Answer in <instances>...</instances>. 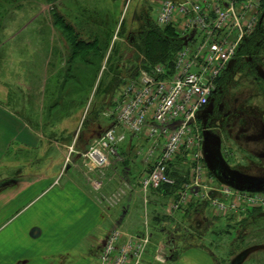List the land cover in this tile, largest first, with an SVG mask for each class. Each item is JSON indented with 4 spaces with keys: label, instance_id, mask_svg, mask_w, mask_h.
Wrapping results in <instances>:
<instances>
[{
    "label": "rangeland",
    "instance_id": "obj_1",
    "mask_svg": "<svg viewBox=\"0 0 264 264\" xmlns=\"http://www.w3.org/2000/svg\"><path fill=\"white\" fill-rule=\"evenodd\" d=\"M159 1L162 0H0V94L14 97L11 102L16 112L21 113L33 129L46 138L41 151L24 155L31 159L30 165L26 163L27 160L22 165L19 164L22 161L16 162L19 164L15 167L16 172L37 177L43 172L56 174L65 169L69 174L71 169L66 170L67 162L63 161V155L68 150L55 144L56 137L62 142L57 141L58 144L71 146L78 132L79 148L89 150L97 138L95 132H98L100 125L104 129L115 125L116 118L112 113L116 110V100L124 86L137 77L136 61L142 57L138 51L143 43L142 33L158 28L156 15ZM81 3L88 8L86 16L97 20L94 29L101 37L100 44L108 45L111 39L110 49L104 58L99 51L92 50L85 54L72 55L70 52L68 57L65 55L59 62L57 53L50 52L52 45L59 38L72 51L73 38L61 27L55 29L52 23L57 14L62 20L65 18L68 23L78 25V20H74L70 11L72 6H82ZM123 22L125 28L121 30ZM83 23L85 17L80 21V24ZM170 29L180 36L181 31L178 28ZM246 42L243 51L230 63L205 117L201 118L204 139L202 162L210 180L209 186L218 192H210L213 197L222 195L224 188L235 189L218 177L217 163H222L231 174H254V177L264 179V24ZM89 57L95 61L94 66L86 63ZM50 60L52 62L48 65L47 78L44 76L45 62ZM117 60H124L122 64L125 66L122 69L115 70L120 63ZM116 77L121 78L120 84L112 85L108 91L107 84ZM44 78L49 80L46 82L48 95L45 99ZM92 82L94 86L91 85ZM52 92H62L61 96L58 95V105L53 101L55 98L50 96ZM236 133L245 146L252 144L250 147L258 153L254 154L251 148L248 151L237 145L233 139ZM87 137H95L90 145L86 143ZM129 143L128 139L125 145ZM82 154L80 158L83 160ZM120 155L122 157L121 151ZM189 158H181V165L175 169L179 178L186 182L193 168ZM118 162L120 161L113 159L111 166L106 169L108 178L110 172H115L116 177L115 180H106L103 193L108 198L121 190L125 191L126 195L121 197L119 205L112 210L115 213L118 211L115 217L117 214L119 216L122 206L133 205L136 200L141 203L143 212L141 223L144 226L145 223L148 226L153 224V216L159 208L161 211V206H155L154 197L150 195L152 191L147 194L141 191L137 179L121 180L124 175L118 169ZM82 166L84 167L83 162ZM8 168L0 167V181L5 177L3 172ZM64 180L65 178L61 180V186ZM111 184L113 185L110 187ZM126 185L130 188L126 189ZM238 190L264 195V183L254 190ZM161 200L162 197L160 205H163ZM164 201H167L164 202L167 205L168 200ZM190 203L203 205L200 207L203 208L202 213L205 216H196L198 220L195 222H199V228L191 219L190 222L194 224L191 233L195 236L198 231L202 238H206L202 242V249L213 255L217 264H264V208L223 217L212 215L208 202L199 198L191 199ZM181 221L177 219V222ZM107 226L108 223H103L101 228ZM150 232L154 234L151 229ZM150 248L141 264L151 262ZM182 258L180 255L178 264H195L182 261Z\"/></svg>",
    "mask_w": 264,
    "mask_h": 264
},
{
    "label": "built area",
    "instance_id": "obj_2",
    "mask_svg": "<svg viewBox=\"0 0 264 264\" xmlns=\"http://www.w3.org/2000/svg\"><path fill=\"white\" fill-rule=\"evenodd\" d=\"M159 2L156 25L161 30L178 28L181 49L172 68L161 63L144 69L141 59L139 75L124 86L116 100L115 125L82 154L88 187L107 211L117 207L126 193L121 190L108 198L103 194L106 180L110 181L106 169L113 159L120 160L121 148L130 136L144 137L150 145L142 154L151 168L139 182L143 193L175 186L169 171L181 158L190 157L193 168L174 209L187 206L193 198L208 202L210 209L223 217L264 208V195L236 188H224L222 195L213 197L210 192L217 191L209 186L201 153V118L230 63L261 27L263 0ZM145 225L139 234H128L119 227L110 229L95 264H141L152 242Z\"/></svg>",
    "mask_w": 264,
    "mask_h": 264
},
{
    "label": "crops",
    "instance_id": "obj_3",
    "mask_svg": "<svg viewBox=\"0 0 264 264\" xmlns=\"http://www.w3.org/2000/svg\"><path fill=\"white\" fill-rule=\"evenodd\" d=\"M72 25L79 34V39L84 42L96 43V35L100 36L90 24L79 22L78 25ZM110 40L105 47L101 46L99 41L92 47L69 51L58 38V44L52 45L50 52L57 53L59 62L65 55L68 57L70 52L74 55L92 50L99 51L104 58L110 49ZM51 62L52 60L45 62L44 76L47 78ZM94 62L91 57L86 59V63L91 66H94ZM47 78H44L45 84L49 82ZM47 84L43 88L46 93L44 99L48 95ZM91 85L94 86V83ZM51 94L50 96L55 98L53 101L58 105V95L61 96L62 92ZM11 97L0 94V167H9L3 172L5 177L0 181V264H95L100 246L110 229L119 227L132 234L144 232L146 227L141 223L143 212L139 201L135 200L133 205L122 206L119 216L116 215L117 218L115 214L118 211H107L91 192L86 180V170L82 166L83 160L80 158L82 152L87 149L79 148L78 132L71 146L58 144L57 141L61 140L56 137L55 144L68 150V156L63 155V161L67 162L66 170L71 169L69 174L65 169L56 174L43 172L37 177L16 172L15 167L22 165L24 160H27L28 165L32 163L31 159L25 158L24 155L41 151L43 140L46 138L41 132L34 130L21 113L16 112L11 102L14 97ZM108 128L104 129L100 125L98 132H95L97 138ZM129 140L130 143L121 148L122 157L117 163L118 169H121V174L124 175L121 180L137 179V182H140L151 168L142 154L150 143L144 137L131 136ZM17 161L22 162L17 165ZM115 175V172H110V180H115ZM64 178L61 186V180ZM178 193L179 190L175 193L154 190L150 192L154 197L155 206L159 205L162 209L160 211L157 207L159 209L153 216V224L149 225L154 234L151 232L152 242L148 248L151 247L149 250L152 260L148 264H178L180 255L183 256L182 261L217 264L214 256L202 249V242L206 238H202L198 231L195 236L191 233L197 217L205 218L201 204L192 205L189 202L187 206L176 210L173 207L179 199ZM160 197L163 198V205H160ZM164 199L168 200L167 205ZM211 211L212 215H217ZM177 219L182 221L177 222ZM191 219L194 224L190 222ZM103 223H108L112 228H101ZM198 223L195 225L199 228Z\"/></svg>",
    "mask_w": 264,
    "mask_h": 264
},
{
    "label": "trees",
    "instance_id": "obj_4",
    "mask_svg": "<svg viewBox=\"0 0 264 264\" xmlns=\"http://www.w3.org/2000/svg\"><path fill=\"white\" fill-rule=\"evenodd\" d=\"M81 5H82V3H81ZM70 12L74 15L73 16L74 20H79L78 23L81 21V19H83L85 17V24H90L91 26H94V27L97 24V20L95 18H93L92 16H89V17L86 16V14L89 11H88V8L83 6V5L82 6H72V9ZM63 19L64 20L59 18L58 15L56 14L55 20L53 21L52 25L55 29H58V27H61L64 30V32H66L69 35V37L73 38V41H71L72 46H73L72 47L73 51L77 50V48H83V47H87V46L92 47L93 44L97 45L99 41L101 42V37L97 36V35H96V40H95L96 43L94 42L93 44L80 40L79 36H78L79 34L76 32L75 27L72 25L73 22L68 23L65 20V18H63ZM124 26H125V24L123 22V24L121 25V30H124V28H125ZM113 34H114V32L111 33V36ZM142 35H143V38H142L143 43H141L142 45L139 46L140 50L138 49V51H140L139 53L142 54V55L140 54V56H142V57L140 58V60L138 58V60L136 61V63H137V67H136L137 75L136 76L139 75V71L141 68L140 64H141L142 58L144 59L143 65H142V68H144V69H150L151 66L161 64V63L169 66V68H172L173 67V60H174L177 52L181 49V46H182L180 39H178L179 38L178 33L173 31L170 28L165 29V30L155 28L153 31L151 30L149 32L142 33ZM252 37L253 36L249 37V39H251ZM102 44L107 45L105 43H102ZM102 44H101V46H103ZM135 45L138 46L137 43ZM123 61L124 60H121V62H120V60H117V63L118 62H120V63L118 64V67L115 68V70H119V68L122 69L123 68L122 66H125L122 64ZM127 62H129V61H127ZM134 68L135 67H131V69H134ZM117 75L118 74L116 73V76ZM120 77L119 78L116 77V79L114 81L112 80L114 82V84L112 81L107 84L108 85V87H107L108 91H109V88L112 87V85L115 86L116 84H118V85L120 84V79H121ZM221 79L219 80L218 84H220ZM104 91H105V89H104ZM94 138L95 137H92V139H91V138L87 137L86 143L90 145V143L93 141ZM98 138H96V139H98ZM227 140H228V137H227ZM241 148H243V147H241ZM232 151L234 152V148H232ZM181 161L182 160L180 159L175 165L172 166L171 170L169 171V175L175 179L176 185L175 186H162L161 188H159L156 191H158V192L161 191L164 193H170V192L175 193L181 189L182 184L186 181L181 180V178H179V176H178V171L175 170L181 165ZM218 166L227 170V168L222 163H217V167ZM229 184H231L232 186H234L237 189H240L234 183L230 182Z\"/></svg>",
    "mask_w": 264,
    "mask_h": 264
},
{
    "label": "flooded vegetation",
    "instance_id": "obj_5",
    "mask_svg": "<svg viewBox=\"0 0 264 264\" xmlns=\"http://www.w3.org/2000/svg\"><path fill=\"white\" fill-rule=\"evenodd\" d=\"M263 2H264V0H263ZM263 24H264V11H263V21H262L261 27L263 26ZM261 27L257 31H259L261 29ZM255 33L253 34V36L255 35ZM208 108L206 109V111L208 110ZM206 111H205V115H206ZM205 115H204V117H205ZM233 139H234V141L236 142L237 145H239V146H241L243 148L245 147L248 151L251 150L253 153L257 152L256 150H253L252 147H250L252 144H249L250 145L249 147L245 146L244 145L245 143H242V139L237 136V133L235 134V137H233ZM248 148H251V149L249 150ZM254 154H256V153H254ZM258 170H260V169H258ZM217 172H218V177L222 181H225V178H224L223 174L225 172L228 173L227 176L229 178V182L234 183L240 189L254 190V189H257V187L259 188L264 183V181H263L264 179L263 178H260V177H257V176L254 177L253 176L254 174L251 175V176L249 174H247V175H245V174H231L227 170H225V169H223L222 167H219V166L217 168ZM245 180H248V181H245Z\"/></svg>",
    "mask_w": 264,
    "mask_h": 264
},
{
    "label": "water",
    "instance_id": "obj_6",
    "mask_svg": "<svg viewBox=\"0 0 264 264\" xmlns=\"http://www.w3.org/2000/svg\"><path fill=\"white\" fill-rule=\"evenodd\" d=\"M223 175H224V178H225V182L230 183V182H229V178H228V176H227L228 173L225 172Z\"/></svg>",
    "mask_w": 264,
    "mask_h": 264
}]
</instances>
